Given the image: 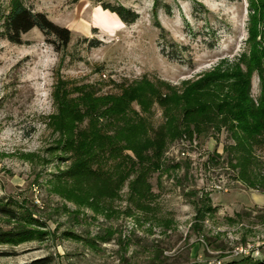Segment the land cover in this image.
<instances>
[{"label":"rangeland","instance_id":"rangeland-1","mask_svg":"<svg viewBox=\"0 0 264 264\" xmlns=\"http://www.w3.org/2000/svg\"><path fill=\"white\" fill-rule=\"evenodd\" d=\"M16 3L70 30L71 42L58 49L37 28L22 45L0 37V206L26 219L0 213V231L44 234L0 244V264H264V129L249 137L233 109H216L238 78L256 107L264 99V0H0V34ZM104 5L139 18L125 24ZM87 92L128 97L97 127L122 153L116 141L80 148L88 118L73 136L60 131L56 96L79 103ZM194 106L206 108L185 119ZM153 144L160 168L135 193L138 207L137 169L120 185L123 160ZM92 157L113 187L73 178ZM94 188L102 213L78 204Z\"/></svg>","mask_w":264,"mask_h":264},{"label":"trees","instance_id":"trees-1","mask_svg":"<svg viewBox=\"0 0 264 264\" xmlns=\"http://www.w3.org/2000/svg\"><path fill=\"white\" fill-rule=\"evenodd\" d=\"M104 9L116 14L123 23L128 25L135 23L139 18V15L136 12L123 6L104 5ZM35 28L39 29L46 36L54 37V44L58 43V49L64 50L71 42L70 30L54 24L43 13L33 12L23 3H16L13 5L10 13L4 21L2 26L3 30L0 34V37L13 44L22 45L24 43L22 36ZM244 82L238 78L237 83L231 89L233 94H238V97H234L233 94L226 96L225 100L216 106V109L217 113L219 114L223 113L226 110V107L233 109L234 111L232 115L234 116V120L238 122L237 128L246 133L249 137H254L264 129V99H261L260 104L256 107L254 103L249 100L248 91L246 92L245 87L246 83L244 84ZM127 98V96L113 98L109 95L97 98L94 97L92 93L87 92L81 94L79 103H77L76 101L70 99L66 93H64L60 95L59 98L56 96V99L59 100V113L54 117V119L58 123L59 129L62 133L64 132L69 136H73L74 127H76V125L82 122L84 119L88 118L90 129L89 131L80 132V137L84 139V143L80 144V148H82V150H84L86 153H91L98 141L103 140L105 143H113L116 141V137L114 136L111 137L102 135L100 133L101 130L97 129V127L101 126V122L106 121L105 124H108L110 118L114 114H118L119 111L123 112L125 109H127L129 104V101L127 102ZM80 102H82L84 106H88H85L87 108L86 110L80 109ZM203 108H206V106H194L193 108H187L185 110L184 118L187 119L194 113L197 114ZM100 109H102L101 113ZM126 139H128L127 134ZM115 144L116 146H112V150L118 153H122V151L126 148L121 142L116 141ZM153 145L154 146L151 155H143L141 152L136 151L135 155L137 162L132 161L128 156H125L126 160H123V163H126L125 168L127 171L123 176L120 177V185L124 182L127 175L131 173L130 171H132V168L137 169L138 176L130 185L131 191L134 192V195L131 196L130 201H133L138 207L140 206L141 197L137 196L138 198L135 199V193L137 190L140 192V190L143 188L150 189V186L147 183L148 177L158 171L160 168L159 159L162 155L163 147L157 146L156 144ZM91 159L92 160L87 162L84 160V162L78 164V171L77 173L74 172L76 174L73 175V178L83 179L84 177H88L91 181H99L102 178L106 179V181L107 179H110L109 174L99 173L91 169L87 163H92L93 161L95 162V158L92 157ZM110 184L111 187H113L111 182ZM116 185H118V183ZM116 189L117 188L110 189L111 197L117 196L118 192ZM102 197L103 194L101 189H96L94 192L89 193L85 198H80L78 200V204L82 206H88L96 213H102L103 211L100 208V200ZM0 213L18 222L26 221V219H22L15 210H12L7 205L0 206ZM31 221L38 223V221L35 220ZM43 236L44 234L42 232H35L34 230L25 227L16 231H0V244L22 243L35 237L42 238ZM30 264H50V260L45 258L35 260Z\"/></svg>","mask_w":264,"mask_h":264},{"label":"built area","instance_id":"built-area-1","mask_svg":"<svg viewBox=\"0 0 264 264\" xmlns=\"http://www.w3.org/2000/svg\"><path fill=\"white\" fill-rule=\"evenodd\" d=\"M241 252H244V253H246V254H249V252L247 251V249H245V250H241ZM256 253V252H255ZM259 254V252H257V255ZM263 257H264V255H263ZM264 259V258H263Z\"/></svg>","mask_w":264,"mask_h":264}]
</instances>
